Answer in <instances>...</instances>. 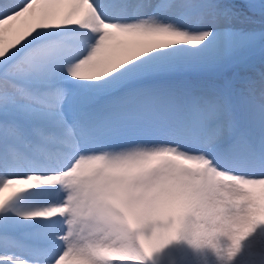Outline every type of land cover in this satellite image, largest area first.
Returning <instances> with one entry per match:
<instances>
[{"label": "snow or ice", "instance_id": "obj_1", "mask_svg": "<svg viewBox=\"0 0 264 264\" xmlns=\"http://www.w3.org/2000/svg\"><path fill=\"white\" fill-rule=\"evenodd\" d=\"M0 264H264V0H0Z\"/></svg>", "mask_w": 264, "mask_h": 264}]
</instances>
